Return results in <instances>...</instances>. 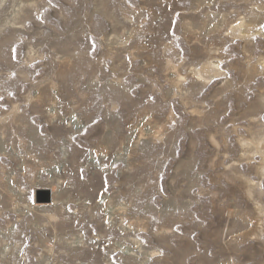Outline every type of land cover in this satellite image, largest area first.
<instances>
[{
  "label": "rangeland",
  "instance_id": "obj_1",
  "mask_svg": "<svg viewBox=\"0 0 264 264\" xmlns=\"http://www.w3.org/2000/svg\"><path fill=\"white\" fill-rule=\"evenodd\" d=\"M0 264H264V0H0Z\"/></svg>",
  "mask_w": 264,
  "mask_h": 264
},
{
  "label": "water",
  "instance_id": "obj_2",
  "mask_svg": "<svg viewBox=\"0 0 264 264\" xmlns=\"http://www.w3.org/2000/svg\"><path fill=\"white\" fill-rule=\"evenodd\" d=\"M35 200L37 203L48 204L53 200V192L50 188H39L35 193Z\"/></svg>",
  "mask_w": 264,
  "mask_h": 264
},
{
  "label": "bare ground",
  "instance_id": "obj_3",
  "mask_svg": "<svg viewBox=\"0 0 264 264\" xmlns=\"http://www.w3.org/2000/svg\"><path fill=\"white\" fill-rule=\"evenodd\" d=\"M240 23V22H239ZM241 24V23H240ZM213 63V62H212Z\"/></svg>",
  "mask_w": 264,
  "mask_h": 264
}]
</instances>
